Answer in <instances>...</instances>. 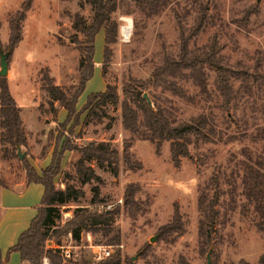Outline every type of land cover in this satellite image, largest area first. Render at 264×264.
<instances>
[{
    "label": "rangeland",
    "instance_id": "374dc122",
    "mask_svg": "<svg viewBox=\"0 0 264 264\" xmlns=\"http://www.w3.org/2000/svg\"><path fill=\"white\" fill-rule=\"evenodd\" d=\"M22 1L0 0V49L3 51H8L9 16L20 7ZM199 3L206 7V19L186 41L187 48L205 50L215 37L216 45L220 48L217 53L220 65L234 73L227 76L237 94L235 108L232 105L224 110L219 107L222 98L216 89L217 70L208 64L203 67L209 92L207 98L201 95L198 86L190 79L179 75L173 80L187 94L194 96L196 102H188L161 87H149V90L158 95L163 103L168 100L173 104L178 117L182 119L201 112L211 113L223 139L228 140L209 142L192 136L189 150L193 157L182 158L178 167L171 162L169 141H163L159 153H156L150 141L138 137L134 138L129 150L132 161L140 162V169L130 170L120 162V170L114 176L92 163L102 179L100 195L106 200L98 206L99 210L118 211L114 214L108 235L102 231L82 233L77 241L70 233L59 237L58 243L73 251L72 259L80 256L93 259L92 250L97 245L108 246L112 254L119 250L121 264H124L126 257L136 264H206L208 254L210 264H238L240 259L253 264L264 253V217L255 209L253 202L247 200L242 184L245 176L243 163L248 162L247 151L253 157L260 154L264 158V141L256 136L261 132L264 134V81L253 77L255 73L264 77V0H165L160 11L150 15L132 2L121 3L111 15L119 23L118 34L116 42L110 44L105 73L102 75L101 72L104 32L100 30L95 37L93 73L78 98L76 109L80 111L88 96L102 91L106 83L116 85L120 91L128 74L136 79H147L160 63L163 49L176 58L179 55L181 31L185 35L189 33L194 19L200 14ZM126 9L130 12H124ZM76 12L89 21L91 11L84 0H32V6L26 11L22 23V40L8 57V90L20 107L27 138L26 146L20 147V150L32 166L36 164L44 168L50 163L49 155L52 154L56 135L49 132L55 128V122L48 110L47 93L40 87L41 70L47 67L55 83L63 88H68L76 78L81 53L71 36L82 38L72 28V15ZM126 23L130 24V37L123 40L120 30ZM256 62L261 66L254 68ZM180 72L186 74L188 70L181 69ZM144 93L150 99L148 92ZM43 110L47 111L43 113ZM107 113L109 116L103 117L101 123L87 125H81L84 115L79 114L81 123L76 127V132H80L81 137L72 138V142L84 145L92 140L109 141L112 147L121 152L124 139L131 134L122 127L119 106L108 104ZM223 116H226V120ZM66 118L67 112L59 108L57 121L64 122ZM229 135L237 137L231 139ZM2 149L0 144V174L8 188L24 183L22 165L15 158H2ZM77 157L76 152H64L60 173L54 178L56 187L64 188L63 172L72 171L71 162ZM217 167L226 173L236 171L235 187L231 192L227 191L228 183H221L219 187L220 214L215 224L217 234L214 243L206 248L198 235L200 212L197 196L199 186L209 179ZM127 183L138 185L134 199L145 203L146 211L128 214L123 198ZM93 184L94 181L81 187L84 196L78 202H69L60 207L58 224L71 218L76 207L89 206ZM42 194L37 200L38 204ZM176 206L185 232L161 235L159 227L171 220ZM4 221L5 218L0 223V237L9 231ZM115 230L119 232V242L107 243L106 240ZM9 248L2 254V263L18 264L19 255L9 251ZM47 263L48 259L43 257L42 264Z\"/></svg>",
    "mask_w": 264,
    "mask_h": 264
},
{
    "label": "trees",
    "instance_id": "16d2710c",
    "mask_svg": "<svg viewBox=\"0 0 264 264\" xmlns=\"http://www.w3.org/2000/svg\"><path fill=\"white\" fill-rule=\"evenodd\" d=\"M126 1L132 2L134 6L148 15L159 12L165 3V0H84L91 11L89 21L77 12L72 15V28L82 36V38H78L77 35L71 36L76 48L81 53L78 58L74 82L68 88H63L55 83L47 67L41 70L40 87L47 93L48 110L53 114L55 122V128L49 132L50 135H56L50 163L40 171H37L28 162L26 155L19 158L17 154V145L19 147L26 146L27 138L20 107L8 90L6 76H0V144L3 146L1 157L17 159L25 172V184L39 183L43 186L42 198L35 215L28 227L19 234L15 244L9 248V251L19 253L23 263L42 264L43 257H46L48 259L47 264H121L119 250L105 259L94 261L88 256H80L75 259L64 257L58 250L46 247L48 241L59 242V237L66 233H70L73 239L77 241L81 238L82 233L102 231L104 235H108L111 231V222L118 209L104 208L99 210L98 206L105 203L106 200L100 195L99 187L102 179L95 172L92 163L100 169L110 171L114 176L120 170V162L130 170L140 169V162L132 161V154L129 150L134 138L138 137L150 141L154 145L156 153H159L163 141H169L171 162L175 167H178L182 158L193 157L189 150L192 136L201 137L209 142L228 140L223 139L221 129L217 128L215 118L211 113L201 112L187 119H182L178 117L173 104L168 100L167 103H163L158 95L149 90V87H161L188 102H196L194 96L187 94L173 80L179 75L185 79H190L198 86L201 95L204 94L207 98L209 92L206 89L207 77H205L203 67L208 64L217 70L216 89L222 98L219 107L222 110H224L223 108L227 109L229 105L235 108L237 94L229 84V77L227 76V74L233 76L234 73L220 65V59L217 58L220 48L216 45L215 37L205 50L193 51L187 48L186 41L195 34V29L202 26L206 19L204 13L206 7L200 3V14L194 19L189 33L185 35L184 31H181L179 55L176 58L163 49L160 55V63L153 68L147 79H136L128 74L120 91L116 85L106 83L104 90L90 94L82 109L77 111L78 98L94 69L95 36L101 29L103 30L104 49L101 63L103 75L111 52L110 44L116 42L118 34L119 23L111 15L120 7L121 3ZM31 6L32 0H23L20 7L9 16L6 46L9 54L22 40V23L26 17V11ZM124 12H130V10L126 9ZM258 66H261V63H257L254 68ZM181 69H187L188 72L182 74ZM253 77L256 80L264 81V77L259 73L253 74ZM143 92H148L151 104L143 97ZM55 103H58V106H55ZM108 104L119 106L122 127L131 134L130 137L124 139L121 152L112 147L109 141L92 140L84 145L74 144L71 139L81 137L80 132H76V127L81 123L79 114L83 113L84 115L81 125L93 122L101 123L103 117L109 116L107 113ZM59 108H63L67 112V118L64 122H58L56 119ZM46 111L43 110V113ZM223 119L226 120V116H223ZM107 126L110 127V124ZM256 136L264 141L262 132ZM236 137V135L228 136L231 139ZM66 150L76 152L78 157L71 162L72 171L63 172L65 186L60 188L56 187L54 178L60 173L61 159ZM247 157L248 162L243 163L245 171V176L242 179L243 191L247 200L253 202L255 209H258L264 217V158L260 154L253 157L250 151H247ZM235 179L236 171L230 170L229 173H226L217 167L209 179L199 186L197 196V208L200 212L198 235L206 248L214 243L217 234L215 224L220 214L218 205L220 204L221 190L219 187L221 183H228L230 189L227 188V191L231 192L235 187ZM92 181L95 184L91 185L90 188L89 206L76 207L71 218L63 224H58L60 207L69 202H78L80 197L84 196L81 187L85 184H91ZM0 186L8 188L1 174ZM138 190V185L135 183H127L124 188V204L130 215L146 211L145 203L134 199ZM158 231L161 235L173 233L180 235L185 232L184 223L177 206L173 211L171 220L159 227ZM106 242L117 244L119 242L118 230H115ZM0 264H3L2 261ZM124 264H136V262L126 257ZM238 264L251 263L245 259H240ZM253 264H264V253Z\"/></svg>",
    "mask_w": 264,
    "mask_h": 264
},
{
    "label": "crops",
    "instance_id": "0c3cea01",
    "mask_svg": "<svg viewBox=\"0 0 264 264\" xmlns=\"http://www.w3.org/2000/svg\"><path fill=\"white\" fill-rule=\"evenodd\" d=\"M49 156L51 157V155ZM34 167L37 171L43 168V166L38 167L36 164ZM42 193L43 186L39 183L25 184L24 182L9 188L0 186V223L5 218L4 222L7 224L5 228L9 227V231L0 237V262L5 249L14 245L19 234L28 227L30 219L36 213L35 208L40 204L37 200ZM12 217L16 219L13 220ZM47 245L52 247L54 243L48 242ZM17 254L19 255L18 252ZM18 264H23L20 255Z\"/></svg>",
    "mask_w": 264,
    "mask_h": 264
},
{
    "label": "built area",
    "instance_id": "2783aa9c",
    "mask_svg": "<svg viewBox=\"0 0 264 264\" xmlns=\"http://www.w3.org/2000/svg\"><path fill=\"white\" fill-rule=\"evenodd\" d=\"M127 24H129V23L123 24L121 26L120 32H121V36H122L123 40H128L130 37V31L131 30H130V28H128L129 31H126ZM53 243H54V245L51 248L58 250L62 256L71 257L74 254L73 251L66 249V247L64 245H62L58 242H53ZM48 247H50V246H48ZM92 252H93L92 257H93L94 261H99V260L105 259L112 254L111 249L108 246H104V245L95 246V249H93ZM44 261H46L45 258H44Z\"/></svg>",
    "mask_w": 264,
    "mask_h": 264
},
{
    "label": "water",
    "instance_id": "95a60500",
    "mask_svg": "<svg viewBox=\"0 0 264 264\" xmlns=\"http://www.w3.org/2000/svg\"><path fill=\"white\" fill-rule=\"evenodd\" d=\"M8 56L9 51H3L0 49V76H7L8 72ZM143 97L147 100L149 104H151V100L148 98L146 93L143 94ZM17 154L19 155V158H23L25 153L21 152L20 147L17 145ZM206 264H210L209 254L207 255V262Z\"/></svg>",
    "mask_w": 264,
    "mask_h": 264
},
{
    "label": "bare ground",
    "instance_id": "6f19581e",
    "mask_svg": "<svg viewBox=\"0 0 264 264\" xmlns=\"http://www.w3.org/2000/svg\"><path fill=\"white\" fill-rule=\"evenodd\" d=\"M128 28H130V24H127V26H126V31H129Z\"/></svg>",
    "mask_w": 264,
    "mask_h": 264
}]
</instances>
